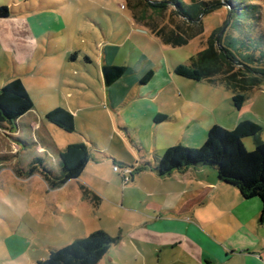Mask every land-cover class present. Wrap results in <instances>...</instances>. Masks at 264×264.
I'll return each mask as SVG.
<instances>
[{"label":"rangeland","instance_id":"374dc122","mask_svg":"<svg viewBox=\"0 0 264 264\" xmlns=\"http://www.w3.org/2000/svg\"><path fill=\"white\" fill-rule=\"evenodd\" d=\"M185 1L189 3L191 0ZM249 2L258 6V30L264 33V0ZM132 4L139 5L140 11L144 10L161 25L182 24L180 18L171 14L172 8L175 9L173 6L158 16L144 6L143 0H132ZM0 8H7L10 12L9 19L12 22L4 29L11 31L10 34H5L13 38L12 45L9 43L7 45L10 50H6L0 42V88L6 84L8 77L14 76L18 71L16 68L18 64L25 74L22 79L34 104V110L25 122H31L35 129L33 131L25 129L21 137L19 134H13L8 125L0 128V154L15 153L14 157L10 156L9 159H14L16 167L12 169L10 166H4L7 170L0 173V237H11L13 243L22 248L40 246L39 252L30 255L33 263L37 260H46L49 248L66 247L76 236L94 228L96 231L103 230L113 238H121V245L125 244L124 250L121 246H113L112 251L116 253H132L135 250L133 240L135 243L139 242L143 250L149 251V256L156 250H162L160 239L153 237L149 231L133 235L131 239L129 228L132 223L142 222V214L153 216L162 212L160 207L166 204L167 197L161 192L167 191L170 195V186L174 189L170 196L176 202L179 197L177 185L172 183L169 186L165 182L156 185L153 181L155 179L150 176L136 178L137 167L134 165L139 159H136L134 152L136 150L132 142L141 144L144 154L148 155L151 161H154L155 153L164 154V146L182 144L193 150L200 147L193 145L189 139L181 142L183 139L181 122H166L153 129V120L149 116L140 122L143 125L139 123L132 127L136 133L132 136L130 134V137L126 134V137L123 136L119 129V114L115 112L118 98L122 97L125 90L132 87L134 82L137 88L138 84H142V80L125 76L104 95L98 88L95 54L99 49L103 52L104 44L109 43L115 47L121 60L127 57L130 61L135 59L133 62L137 64L141 51L140 54L154 60L157 67L161 66L160 69H153V76L155 75L158 82L166 84L169 77L175 80L173 86L162 94V99L168 98L162 102H171V95L176 96L174 104L169 107L172 113L178 108L180 103L177 102V97L181 95V99L191 100L190 109L197 112L204 110L208 117L211 111L215 109L223 111L230 106L228 99L230 93L206 82L194 83L176 78L173 68L176 65L188 66L193 56L207 48L208 40L214 33L222 29V34L227 32L226 24L231 18L230 7L222 1L219 9L202 17L204 35L181 48L161 46V42L148 29L145 28L149 32L146 33L135 28L132 11L126 0H0ZM15 14L21 16L16 18L13 16ZM28 16L32 17L33 22L41 20L48 29H41L42 37L35 40L29 38L26 42L22 38L18 39V30H21L22 18L27 20ZM172 21L174 22L171 24ZM138 36H142V44L138 42ZM152 41L156 42L157 46ZM71 50L74 51L70 54ZM162 61L165 62L164 65L161 64ZM83 76L93 77L94 80L87 89L77 85L78 79ZM56 108L66 109L74 115L76 133L67 134L46 121V114ZM180 114L182 118V113ZM188 115H192L191 112ZM147 120L149 123H146ZM92 124L93 129L90 127ZM104 131L110 137L108 141L103 137ZM18 139L22 141L18 142ZM90 139L107 156L114 158L115 154L118 160L124 156L130 161L132 179L128 181L122 173L115 172L112 162L97 155L95 148L81 178L59 189L49 190L39 175L31 178L19 177L17 172L26 168L35 157L43 158L48 168L55 173L60 172L59 157L52 151L41 153L42 147L46 149V142L51 140L65 149L72 142L87 145V140ZM248 140L251 139L245 141ZM33 141H37L38 144H34ZM251 148L253 150L254 146ZM108 151L112 152V155ZM0 164L10 163L0 160ZM159 185L162 188H157ZM81 186H86L101 198L100 206L94 209L96 220L93 223L89 222V219L86 220L89 214L87 207L91 206L90 202L87 204L83 199ZM123 202L124 205L121 206ZM210 213L213 215L212 211ZM190 218L194 219L193 216ZM224 224L225 222L220 223L218 229L224 230L226 228ZM205 234L212 244L222 245L212 233L205 231ZM237 234L229 235L230 242L237 250H242V254L239 255L238 252L233 256L230 251L229 258L228 255L224 257L228 261L216 264H264V228L255 229V226L249 224ZM185 237L186 235L178 236L175 233L172 245L167 247L168 251L176 255L171 257L173 264H215L208 260L194 259L190 253V241ZM244 251L254 256L248 258V253ZM137 259L135 261L137 264H146L143 258ZM32 260L24 257L22 261L9 260L1 264H31Z\"/></svg>","mask_w":264,"mask_h":264},{"label":"trees","instance_id":"16d2710c","mask_svg":"<svg viewBox=\"0 0 264 264\" xmlns=\"http://www.w3.org/2000/svg\"><path fill=\"white\" fill-rule=\"evenodd\" d=\"M143 1L144 6L158 16L165 13L170 6L175 8H172L171 14L180 18L182 24L172 21L173 25H161L144 10L140 11L139 5L135 6L132 0H126L134 22L148 29L162 45L172 48L185 47L204 35L202 17L219 9L224 1L231 10V18L226 24L227 32L222 34V29L214 33L208 40L207 48L193 56L188 66H176L174 74L193 82H207L211 86L224 87L233 93L232 103L237 110L243 107L252 91L262 87L264 33L258 30L257 5L249 4V0H191L189 3L185 0ZM9 17V10L0 8V19ZM125 72V67L105 65L103 74L106 86H111ZM152 77L151 71L141 83L147 84ZM33 109V101L21 79H13L0 88V128L6 124L14 125ZM45 119L66 133L76 132L74 115L66 109L56 108L48 112ZM168 119L159 115L155 118V123L161 124ZM262 132L260 126L250 121L241 122L234 130L216 125L209 130L205 143L199 149H188L183 145L168 148L161 157L156 158L153 171L159 177H165L190 168L214 169L219 179L237 188L244 199H259L262 202L259 221L264 225V141L260 139ZM247 139L253 140V150L246 147ZM90 160V148L86 144H72L60 152L59 173L48 168L41 157L32 158L28 169L17 173L26 177L39 175L49 190H56L80 179ZM81 191L84 199L95 204L100 201L85 186H81ZM120 242V237L113 238L100 230L66 247L51 249L48 258L36 264H99L109 250Z\"/></svg>","mask_w":264,"mask_h":264},{"label":"crops","instance_id":"0c3cea01","mask_svg":"<svg viewBox=\"0 0 264 264\" xmlns=\"http://www.w3.org/2000/svg\"><path fill=\"white\" fill-rule=\"evenodd\" d=\"M13 16L18 18L21 16V14H15ZM26 18L27 20L22 18L23 22L21 25V30H18V39L22 38L23 40L28 42L29 38L35 40L38 37H42L43 32L41 29H48V27H46L41 20H39L38 22H33L31 16H28ZM11 22L12 20L9 18L0 19V42L3 43V46L6 50H10V47H8L7 45L8 43L11 44L13 42V38L11 35H6L10 34L11 31L5 30L4 28L8 25V23ZM132 22L134 23L135 28H139L140 31L149 33L143 26L136 24L134 20H132ZM137 39L138 42L142 44V36H138ZM152 43L156 45V42L152 41ZM14 50L17 52L16 49ZM26 50H30V48H27ZM72 51L74 50L69 51V53L71 54ZM140 52L141 51H139V60L136 64L133 62L135 59L133 61H130V58L126 57L121 60L115 47H113L109 43L104 44L103 52H101L100 49L98 50V53L95 54L96 60L94 63L98 68V75L96 77L98 79V88L104 93V95L107 94V92H110L114 85L118 84V82H120L121 79H123L125 76L137 77L138 79L142 80L149 72H153V69H160L161 66L157 67L154 60L150 59L149 57H145L144 55L140 54ZM81 53L84 54L85 52L81 51ZM86 55L90 56L88 53H86ZM161 64L164 65L165 62L162 61ZM105 65L120 66L126 68L125 74L108 87L105 84V78L103 74V67ZM16 68L18 69V71L16 70L17 72L14 74V76L7 78L6 84L13 79L19 78L25 85V82L22 79V77L25 75L22 72V68L18 64L16 65ZM92 76H94L93 73ZM174 77L181 78L179 76H176L175 74ZM174 81L175 80H173L172 77H169L166 84H162L156 80V77L154 75L151 81L147 84H138L136 88V82H134V85L132 87L125 90L122 97L118 98L119 101L115 107L117 108L115 112L119 114L118 117L120 119V133H122L123 136H125L126 134L128 135V137H130L133 133H136V130L132 127L137 126L144 118L149 116L153 120V129L157 128L160 125H163L166 122H181V135L183 137L181 142L189 139L190 142L196 147L203 146L207 139L208 132L212 127L218 125L228 130H234L241 122L245 121H250L263 129L260 139L264 141V84L260 89H256L250 93L248 100L244 103L243 107L240 110H237L233 106V93L231 91H228L222 86H213L230 93V95L228 96L230 106L226 107L223 111L215 109L211 111V115L207 117L204 110L201 112H197L195 107L194 108L196 111L190 109L189 105L191 100H189L188 98L181 99V95L177 97V102L180 103V108L178 106V108L172 113V110H170L169 107L170 105L174 104L173 101L174 99H176V96L173 97L171 95V102H162V100L168 99H162V94L166 89L173 86ZM93 82V77L87 78L86 76H83V78L78 79L77 85H81L79 86L80 88L87 89ZM33 110L19 119L14 125L6 124L5 126L8 125L13 130V134H19V136L21 137L25 129H30L31 131L35 130L31 122H25L26 118ZM190 112L192 115L187 116V114ZM180 113H182V118ZM159 115H168L171 117H168L169 119L166 122L156 124L155 118ZM146 123H149V120H147ZM96 125L98 124L96 123ZM141 125H143V123ZM93 126V124L90 125L91 129H93ZM102 133L103 137L106 138V141H108L107 139H110L109 135L105 131ZM21 141L22 139H18V142ZM248 141H250L251 143H248ZM248 141H245V145L249 150H251V147L254 146V142L253 140ZM33 143L38 144L37 141H33ZM46 143L47 150L42 147L43 150L41 153L52 151L59 157L60 152L64 150L51 140L50 142ZM72 143L79 144L75 142ZM72 143H69L68 146L72 145ZM91 144H93L94 146H92ZM132 144L136 150L134 151L136 154V159H139V161H136L134 165L137 167L136 178L143 179L149 176L150 178L153 177L155 179L153 181L156 182V185H158L159 182H165L169 186L172 183H175L177 185L176 191L178 192L179 197L176 202L172 200V197L170 195L172 194L174 189L172 186H170V195L167 193V191L161 192L163 196L167 197L166 204L160 207L162 212L158 215L156 214L153 216L142 214V222L132 223L129 228L131 239H133V235H137L140 233L142 234L149 231V233L152 234L153 237L156 236V238L160 239L162 243L161 245L163 247L162 250H156L155 252H153V254H151V256H149V251L143 250L142 247L138 244L139 242L135 243L133 240L132 244L134 245L135 250H133L132 253H116L115 251H112V247L99 264H104L105 261L107 262V264H137L135 262L137 257H140L141 259L143 258L146 264H173L171 257H175L176 255L168 251L167 247H170L172 245L175 233L178 236L186 235L185 238L186 240L190 241V253L192 254L194 259L196 258L203 261L208 260L209 262L216 264L222 261H228L224 257L225 255H228L227 257L229 258L228 253L230 251L233 256L238 252H240L239 255L242 254V250H237V247L230 242L231 238L229 237V235H238V231L240 229L244 230L249 224L255 226V229L257 227L264 228V225H261L259 221L262 210V202L259 199H244L237 188L223 183L219 179L216 170L211 168H190L182 173L175 172L169 176L159 177L153 171L152 167H154L156 163V158L161 157L162 155L155 153L154 161H151L147 157L148 155L144 154L145 152L141 144H135L133 142ZM176 145L182 144H175L174 146ZM87 146L90 148L91 158L93 148H95V153L105 158V160L111 161L112 166H114V163L120 166H132V164H130L131 162L124 158V156L119 157L120 159L118 160L115 154H113L114 158H112L107 156L105 153H102L99 150L98 145L91 139L87 140ZM169 146L170 145L164 146L165 151L170 148ZM108 153L112 155V152L110 153V151H108ZM14 154L15 153L7 152H5L4 154H0L1 161H8V163H10L5 165L0 164V173L7 170L5 168L6 166H10L12 167V169H16V167H14V159H9L10 156L14 157ZM28 165L26 166V168H22L21 171L25 172L28 169ZM19 177L31 178L25 176ZM157 188L162 187H160L159 185L157 186ZM84 200L87 202V204L90 202L89 205L91 206L90 208L87 207L89 214L86 220L89 219V222L93 223L96 220V218L94 217V209H98V207L100 206L101 198L100 201L96 204L90 200ZM122 205H124V202L121 204V206ZM210 211L213 212V215H211ZM191 216H193L195 220L193 218H190ZM223 222H225L224 225H226V228L224 230L218 229V225ZM233 224L235 226H233ZM96 230L97 229L94 228L89 232H86L85 234H80L79 236H76L74 239H72V241L68 244H72L78 239L87 238L94 232H97ZM205 231H207L208 233H212V235L219 242L221 241L222 247L217 246L216 244H212L207 238ZM117 246H121L122 250H124L125 244L123 243V245H121L120 242ZM39 249L40 246L38 245H34L33 247H31V249L22 248L13 243L11 237H0V264L3 262H8L9 260L22 261V258L24 257H26L27 260L30 261L32 260V256L30 255L39 252ZM49 249L51 250L54 248ZM252 256L254 255L248 253L247 257L249 258ZM38 261L40 260H37L35 263H33L32 260L31 264H36Z\"/></svg>","mask_w":264,"mask_h":264},{"label":"built area","instance_id":"2783aa9c","mask_svg":"<svg viewBox=\"0 0 264 264\" xmlns=\"http://www.w3.org/2000/svg\"><path fill=\"white\" fill-rule=\"evenodd\" d=\"M113 169H114L115 172L122 173L123 176L127 177V178H125L126 180L130 181L132 179L133 170L131 169V167H129V166L124 167V166H120V165H114Z\"/></svg>","mask_w":264,"mask_h":264}]
</instances>
